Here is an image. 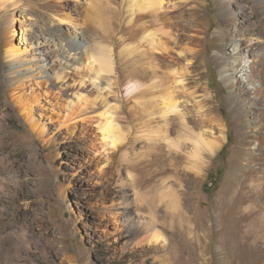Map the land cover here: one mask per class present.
<instances>
[{
  "label": "bare ground",
  "instance_id": "1",
  "mask_svg": "<svg viewBox=\"0 0 264 264\" xmlns=\"http://www.w3.org/2000/svg\"><path fill=\"white\" fill-rule=\"evenodd\" d=\"M41 1L44 12L55 17L56 23L67 21L70 25L62 38L48 34L44 27L40 35L45 42H54L55 61L59 62L51 85L67 87L69 100L64 107L63 122L76 117L101 119L100 141L127 162L133 187L157 184L156 198L151 199L150 225L143 231L150 232V242H168L157 227L159 223L188 224V232L193 234L192 224L197 219L190 212L197 192L190 190L203 184L213 157L227 142L228 121L217 114L208 121L204 104L199 100L194 103L195 114L199 116L196 119L188 107L189 98L179 87H183L186 78L195 81L200 77L193 71L200 65L198 55L204 49L212 23L201 9L193 6L176 9L170 6L172 0H86L88 10L82 23L71 15L70 11L75 9H64L62 0ZM217 2L224 15L214 39L215 47L220 70L227 74L230 115L237 123L241 146L238 162L225 176L224 197L219 205L222 229L228 236L223 239L221 249H215L213 258L218 263L221 255L219 264H264V31H258L256 19L249 22L255 17L252 14H234L224 9L222 0ZM20 3L26 8L35 6L32 0H0V9L8 10L21 6ZM253 3L252 9L257 10L264 23V0ZM246 6L240 5L239 9ZM13 12L7 17L9 29L17 21ZM188 14L191 15L187 24L175 19ZM86 30L94 38L88 45L83 42ZM5 46L12 61L20 60L25 52L10 39ZM68 68L77 76L70 77ZM19 81L14 101L31 128L44 136L45 127L34 119L33 103ZM123 92L127 100L133 99L134 105L142 106L143 111L135 117L134 128L128 131L118 119V105H111ZM205 93L210 97L208 91ZM38 96H33L35 102ZM197 97L192 96L191 101ZM160 207L163 215L158 214ZM242 224L262 226L253 237L251 230H244ZM210 241L203 247L206 253Z\"/></svg>",
  "mask_w": 264,
  "mask_h": 264
},
{
  "label": "rangeland",
  "instance_id": "2",
  "mask_svg": "<svg viewBox=\"0 0 264 264\" xmlns=\"http://www.w3.org/2000/svg\"><path fill=\"white\" fill-rule=\"evenodd\" d=\"M32 1L35 6L31 8L20 3L8 10L0 9V264H216L214 251L221 249L228 236L219 215L222 187L228 170L238 162L241 146L237 123L230 115L227 74L220 70L215 47L224 15L216 4L218 0H172L170 5L176 9L197 7L212 23L198 55L200 65L193 71L200 77L195 81L186 78L179 91L189 98L188 107L196 119L195 100L204 104L208 121L215 114L224 115L228 140L213 157L203 184L190 190L197 192L190 212L197 219L192 224L194 233L188 232V224L159 223L157 227L167 238L166 243L150 242V232H143L150 225L151 199L156 198L157 184L133 187L127 162L100 141L101 119L76 117L63 122L69 100L67 87L51 85L59 62L55 61L54 42H45L40 35L44 27L48 34L62 38L70 25L67 21L63 25L56 23L55 17L44 12L41 0ZM62 1L66 11L76 10L70 11L73 18L80 23L85 20L86 0ZM222 3L234 14H252L255 17L249 22L256 19L258 31H264L259 13L252 9L253 0ZM240 5L247 6L239 9ZM11 12L17 21L9 29L7 17ZM189 15L175 19L187 24ZM9 39L25 51L20 60L7 57L5 41ZM84 39L88 45L94 39L92 32L86 30ZM66 72L70 77L77 76L72 68ZM18 80L31 98L34 119L45 127L44 136L31 128L14 101ZM207 91L210 97L205 95ZM34 95H39L37 102ZM195 95L198 97L191 101ZM118 96L111 105H118V119L128 131L134 128L135 117L143 112L142 106L127 100L124 92ZM158 211L163 215V207ZM202 220L206 223L201 224ZM242 225L244 230H251L253 237L262 226ZM209 239L206 253L203 247ZM220 261L221 255L217 264Z\"/></svg>",
  "mask_w": 264,
  "mask_h": 264
}]
</instances>
